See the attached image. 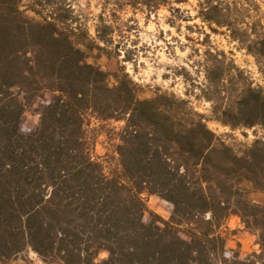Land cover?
<instances>
[{
  "label": "trees",
  "instance_id": "1",
  "mask_svg": "<svg viewBox=\"0 0 264 264\" xmlns=\"http://www.w3.org/2000/svg\"><path fill=\"white\" fill-rule=\"evenodd\" d=\"M72 1L0 0V260L31 251L55 264H264V206L248 197L264 192V85L208 46L198 60L189 55L202 81L180 73L185 98L142 97L123 68L119 75L90 59L124 50L122 60H134L111 36L126 8L146 18L165 8L174 22L183 18L175 5L188 0H106L95 37ZM196 7L212 32L225 27L254 57L264 80L255 1L196 0ZM45 92L52 97L36 129L24 132L26 108ZM191 97L208 102L209 115ZM111 120L122 123L113 153L95 155L94 132ZM209 122L263 134L233 143ZM145 194L171 205L167 220L143 221ZM231 216L256 236L259 252L242 258L227 247Z\"/></svg>",
  "mask_w": 264,
  "mask_h": 264
},
{
  "label": "rangeland",
  "instance_id": "2",
  "mask_svg": "<svg viewBox=\"0 0 264 264\" xmlns=\"http://www.w3.org/2000/svg\"><path fill=\"white\" fill-rule=\"evenodd\" d=\"M258 5L257 18H260L264 25V0H254ZM106 0H73L74 15L83 23L92 37L96 36V29L99 26V13L102 4ZM179 8V13L183 18L172 22L170 12L165 8H160L156 13H152L149 18L140 12L133 13L131 8H126L117 22H113L111 36L113 45L118 41L121 46L131 51L129 56L134 59L132 62H124L122 59L126 55L124 50L116 57L101 56L95 61L105 71H118L120 68L128 74V77L138 85L142 97H152L158 91H167L176 96L185 98L186 83L184 76L180 73L188 72V77L200 82L203 80L201 73L195 74L190 68L193 60H198L199 55L209 47L224 50L232 56L237 65L247 71L252 81L256 85H264L263 75L259 72L253 56L244 50L237 48V44L230 40L229 33L225 27H217V32H212L209 26L196 18V0H188L187 3L175 5ZM101 31H105L101 27ZM96 53V52H95ZM193 55V60L189 55ZM113 78L110 83H113ZM196 82V83H197ZM52 97L51 92H45L42 97H38L32 105L26 108L21 122V129L30 132L36 129L41 109L44 103ZM190 100L196 110L205 115H209L210 104L206 101ZM98 123L92 120L90 128L96 127ZM104 128L97 129L95 134L94 154L104 156L111 155L114 150V132L122 123L117 121L102 122ZM209 127L218 134H231L233 143L249 144L255 135H262V131L256 129H246L231 131L217 123L209 122ZM249 199L264 206V192L252 189L248 194ZM147 210L143 215L146 223L154 219L167 220L170 216L171 205L160 199L156 195H144ZM160 224V223H159ZM223 231L226 236V245L229 249L238 251L242 258L253 252H259L256 236L244 228L237 216H231L225 223ZM106 256L101 252L98 259ZM0 264H55L45 263L38 256L26 251L15 258L0 260Z\"/></svg>",
  "mask_w": 264,
  "mask_h": 264
}]
</instances>
